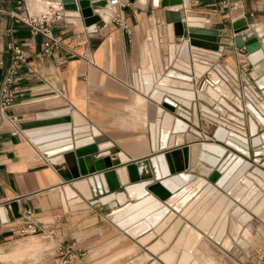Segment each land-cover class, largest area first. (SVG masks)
<instances>
[{
  "label": "crops",
  "instance_id": "0c3cea01",
  "mask_svg": "<svg viewBox=\"0 0 264 264\" xmlns=\"http://www.w3.org/2000/svg\"><path fill=\"white\" fill-rule=\"evenodd\" d=\"M180 1L184 23L192 21L196 25L216 29L221 41L194 38V43L202 47L194 46L186 27L182 34L174 32L173 24L166 21L165 8L160 3L149 8L140 0H128L125 5L116 6L127 27L114 20L110 10L101 13L100 10L97 11L98 7L94 8L100 15V21L87 25L80 10L63 9L62 16L52 21L53 33L59 39V46L52 53L45 54L42 51L43 36L40 33L32 34L28 25L23 22H13L11 12L23 14L24 5L15 0H0V90L12 54L6 47L9 38L7 27L12 26V34L21 40L25 50V60L18 67L20 79L13 83V100L6 107H0V264H20L19 255L13 249L18 244L16 229L24 219L26 209H31L44 222V229L39 233H44L46 238L55 242L50 249H45V264H59L60 248L68 245H72L71 250L76 252L69 264H168L162 256L176 246V258L179 259L192 228L201 232V238L192 249L194 260L190 264H224L217 257L222 253L227 254L226 246L232 244V239L226 232L227 227L222 235L228 236L224 244L223 237L218 241L215 236L198 227V216L195 218L193 214L183 213L202 194L204 187L194 193L196 187L184 181L173 192H181L177 204L185 200L181 208H177L168 201L172 193L164 198L155 194L161 184L150 185L154 193L148 189L150 182L145 184L143 179L130 182L127 164L142 158L149 159V156H155L158 152L164 155L168 153L165 158L167 167H174L176 173L180 172L179 175L189 171L194 174L193 178L197 176L215 185L213 182L222 172V167L213 165L207 173H203L197 151L199 149V153L201 152L203 141H218L228 145L213 135L207 137L204 133L211 122L206 117L211 116L206 114L203 104L213 108V103L198 95V90H201L199 86L207 74H199L194 63L199 61L208 67L216 65L224 75L223 79L233 85L247 81V78H254L256 85L262 89L261 100L264 101V84H261L264 81V58L257 64L248 61L246 50L235 45L233 26L235 21L242 20L257 33L264 49V0ZM28 4L31 9L40 12L49 14L54 11L52 2L28 0ZM111 8L113 10L115 6ZM185 41L188 44L190 70L176 66L181 57L185 59L181 53ZM220 44L222 49L219 52L211 50ZM193 48L210 51L211 55L219 53V61L203 54H195ZM170 69L185 73L189 76L187 80L192 83L194 96L190 97L188 106L183 105L190 112L189 116H181L176 110L171 111L162 104L165 98H171L182 105L171 96L172 91L162 89L160 96L153 94L157 78L170 74ZM142 76L153 79L154 84L148 93L143 90ZM170 76L177 77L176 73ZM207 84L205 81L204 85ZM65 106H70L73 138H81L79 141H83L80 143H85L103 137L105 140L98 144L115 145L119 148L117 153L96 158L87 154V163L86 155L74 154L80 172L87 167L95 168V171L68 181L63 179L48 158L68 154L69 151H74L75 146L46 155L17 125L20 121L33 120L38 112ZM166 111L176 115L177 120H171L174 130L170 129L164 138L163 119ZM216 116H219L218 113ZM155 118L158 119L159 134L156 142L158 148L153 151L150 124ZM222 118L221 115L215 118L218 122L216 125ZM179 119L188 124L184 130L176 129ZM235 122L240 127L241 122ZM216 125L214 124L215 127ZM202 134L205 136L200 137ZM192 149H195L194 153H191ZM118 159L121 162L114 164ZM103 164H107L106 167L98 169ZM156 168L159 173L158 164ZM110 169L116 173L120 185L127 187L125 192L118 193L119 200H127L124 203L118 204L116 198L109 202L97 199L110 191L104 189L106 179L102 183L98 174ZM243 177L245 176H236L229 181L228 184L232 185L229 191L225 186L218 188L228 199H234L230 193ZM153 178V181L157 180L154 175ZM138 188H142V194ZM146 192L147 195H144ZM164 192L163 187L158 193ZM112 195H103L102 200H108ZM148 195L168 207L166 214L151 229L134 235L127 229L131 221L119 222L111 217L112 212L117 217L123 212L137 209L148 201ZM238 202L237 205L242 204L239 200ZM210 205H201L197 211L204 209L200 212L203 214L210 210ZM222 210L212 217V226L221 224L222 218L226 219V226H240L238 214L237 220L228 222V209L223 214ZM42 217L48 220L45 221ZM179 218V225L168 243L157 250L150 248L159 239L164 240L162 234ZM160 226L163 227L159 229ZM248 234V226H240L233 237L241 243ZM37 240L41 242L39 238ZM207 240L217 243V249H212L216 259Z\"/></svg>",
  "mask_w": 264,
  "mask_h": 264
},
{
  "label": "bare ground",
  "instance_id": "6f19581e",
  "mask_svg": "<svg viewBox=\"0 0 264 264\" xmlns=\"http://www.w3.org/2000/svg\"><path fill=\"white\" fill-rule=\"evenodd\" d=\"M44 1L52 2L54 4L53 8H55L57 5V0H44ZM140 1L144 2L145 0H140ZM175 1H178V0H172V2H175ZM173 6H176V4H174ZM99 10L101 11V13L106 10H110L112 13V8L108 4L99 6L97 11ZM172 24L174 27V32H179L182 30L181 21L172 22ZM173 51L174 50L172 48V53ZM188 51H189L188 44H187V41H185L182 47V51H181L185 59L181 57L176 62V66H178L179 68L190 70V66H189L190 63L188 61ZM262 51L264 52L263 48H262ZM260 54H261V51L258 50L253 53L252 58H257ZM211 56H215V55H211ZM257 63L258 62H255L254 64H257ZM194 66L199 74H201L203 71H205L208 68V65L202 62H199V61H196L194 63ZM231 70L232 72H234L233 69ZM210 72H211L210 85L207 84V86H205L203 84V87L201 88V90H198V95L200 97L204 98L210 103L216 104L215 105L216 109L203 104V107L204 109H206L205 111L207 112L206 114L213 118H217L215 117L217 115L216 110L218 109L221 112H226V108L233 110L237 114H241L235 107H233L232 104L229 103L227 98L224 97V96H227V97L233 96L226 81L214 69H211ZM169 73L174 74V75L176 73L177 77L170 76V74H165L164 76H160L159 78H157V81L155 84L156 85L155 91L153 94L155 96L156 95L160 96L163 90L170 91V92L172 91L173 95L171 94L170 95L173 98H176L181 102L182 105H180V109L184 108L183 105L188 106L190 104V97L192 98L194 96V90H193L194 88L193 89L191 88L192 83L187 80L189 79V76H187L185 73H181L178 71L175 72L173 69H170ZM179 80L182 82L180 83ZM152 81H153L152 77L145 78V82L147 84H150V82ZM261 84H264V81L261 82ZM179 86H181V88ZM182 88H186V89H182ZM252 96L250 95V97L254 99ZM238 101L239 100L237 99L236 102L239 103ZM246 108L247 110L250 111V116L248 119V132L246 130H243L242 127L230 124L224 120L222 121L219 120L220 123L218 124V127L215 129V136L217 138L225 140L226 144L230 147L228 148V146L221 144L218 141H209V142L203 141L202 146H201V152L199 153V149L197 151V156L199 155L198 162L202 166L201 170L203 173H207L213 165L214 166L220 165L219 168L222 167V172L218 174V177H216L215 181L213 182L215 183V185H213L210 182H207L205 179H200L197 176L194 178L190 177L192 173L189 171H185L181 175L174 176L175 180H179L178 178H180L181 180L188 181L190 186L196 187L194 190V193L200 190L202 187H204L202 194H200L195 199V201L191 203L189 208L183 213L187 215L193 214L195 215L194 216L195 218H197L198 216L199 217L197 218L198 227H200L203 231L211 234L212 236H215V238L218 241L219 240L221 241V238L223 237L224 244H225L226 239L228 238V236H222L226 228V219L223 220L222 218V223L218 224L217 226L216 225L212 226L210 224L212 217L216 216L214 215L216 212L223 209L222 210V214H223L225 210L231 207L233 212L237 213L240 218L238 222L239 225L241 227H244L246 224L245 222L251 218V213L250 211L248 212L246 209L242 208L241 205H237L238 200L241 203H244L245 205L249 206V208H251L255 212L264 210V169L259 166H255L252 170H249L250 168L249 165L251 163L245 157V156H249V150L245 146L239 143V141H242V140L245 141L246 138L248 139L247 135H251L253 136L252 140L254 141L255 144L262 143V145L257 148V151H256L257 154L264 153V130H260L259 128V123L262 125V127H264V101L261 99H257L255 101V104L251 101H248L246 104ZM179 112L181 116L182 115L185 117L188 116L182 110H179ZM229 114L231 116H234V119L242 122V120H240L238 116H235L231 113ZM173 117L176 118V115H173L169 111L165 112L164 119H163L164 138L165 136L168 135L170 129L173 128V126L170 124ZM186 125L187 124L183 120L179 119L176 124V129L184 130ZM81 141H83V139ZM231 149H235V150L232 151ZM228 150H231V154L229 157H227L224 160V157ZM194 151L195 149L194 150L192 149L191 153H194ZM160 158H161L160 160L161 166H163V170L166 171L168 167L165 164V156L163 157V154H160ZM256 160H262L261 164L264 166V158L261 159V157H257ZM221 161H224V162L220 163ZM155 163L156 165L157 164L159 165L157 161H155ZM236 176H245V177H243L242 181L238 183L232 189L230 196L233 197L234 199H228V196L225 195L222 192V190L218 188V186H222V187L225 186V188H227V190L229 191L232 185L231 183L228 184V182L229 181L231 182L233 178ZM254 183H256L257 185H254ZM156 188L157 187H155V189ZM138 189L142 194V188H138ZM162 189H163V186L161 185V188L157 190V193L161 192ZM163 194H165V192L161 193V195ZM172 194L173 195H170L168 201L172 204H175L177 208H181V206L185 202L184 200L177 204L179 200L178 196H180L181 192L178 194L177 193L176 194L172 193ZM144 195H147V192ZM144 195H141V196H144ZM147 200L148 201L145 204L138 207L137 209H132L131 211L129 210L128 212L127 211L123 212L119 216L115 217L117 221L119 222L131 221V224H129L128 227L127 226L126 227L128 231L134 235L146 229H151L161 220V217H163L168 211V207L165 204H163L160 200L155 199L154 197L149 196V195L147 196ZM257 200H258V203H256ZM207 204L208 205L211 204L210 210L206 211L203 214L200 212H202V210L204 209L197 211L199 206L201 205L203 206ZM2 217H3V213H2ZM169 219H171V216L169 217ZM180 220L181 219L179 218L176 221H174L172 225L162 234L164 240L159 239L158 241L155 242V244L150 245V248H152L153 250H157L164 244H167L169 239L175 233ZM197 223H194V224L197 225ZM240 226L234 224L232 226L233 233H237L240 229ZM162 227L163 226H160L159 229H161ZM200 238H201V232H199L195 228H192L189 233L188 240L185 243L186 247L183 250L181 257L179 259L176 258L177 256L176 248L178 247L173 246L168 253L162 256L163 260H165V262H167L168 264H174L176 261H177V264H190L194 260L192 249L198 243ZM245 242H246V239L241 240V244H244Z\"/></svg>",
  "mask_w": 264,
  "mask_h": 264
},
{
  "label": "water",
  "instance_id": "95a60500",
  "mask_svg": "<svg viewBox=\"0 0 264 264\" xmlns=\"http://www.w3.org/2000/svg\"><path fill=\"white\" fill-rule=\"evenodd\" d=\"M62 4V8L64 9H72V10H80L82 16L84 17V20L87 25H90L91 23L94 22H99L100 21V15L99 13L94 10V8H97L101 5L108 4V0H60ZM147 5V7L151 8L153 5H158L159 3L165 8L164 9V14H165V19L168 22H176V21H181L182 23V30L176 33L182 34L184 33V29L186 27V31L188 36L190 37V42L192 45L197 46V47H202L198 46L197 44L194 43L193 39H206L210 41H215V42H220L221 37L220 33L216 29L212 28H207L202 25H196L195 22L192 21H186L184 23L183 16L181 14V1H175L172 2V0H145L144 1ZM176 6H173L174 4ZM234 26V42L235 45L239 48H243L246 50L247 53V59L250 63L254 64L255 62L260 61L262 58H264V52L262 51V44L261 41L259 40L257 33L249 27L247 24H245L242 20H237L233 23ZM205 48V47H203ZM194 52L196 54H203L206 56H211L210 54L212 52L199 49V48H193ZM211 49V48H207ZM222 49V45H218L216 49H211V50H217L218 52ZM261 51V54L257 58H252V55L256 51ZM219 55L216 54L215 56L211 57H217ZM195 60V59H194ZM194 62V61H193ZM214 70L220 74L222 78H224V75L220 72L219 69H217V66L215 65ZM208 67L203 73L205 72L208 75V78L211 79V72L210 70L213 69ZM143 79V90L144 92L148 93L149 90L152 88L154 82H150V84H147L145 82L144 76H142ZM225 79V78H224ZM165 107L170 109L171 111H175L176 113L179 114V110H182L183 112L190 113L188 109L181 108L180 109V104H177L175 100H172L171 98H165L164 102L162 103ZM215 103L212 105L214 109L215 108ZM217 111H220L217 109ZM221 112V111H220ZM180 115V114H179ZM189 116V114H187ZM174 122H176L177 117L173 118ZM153 123V124H152ZM150 124V130H151V140H152V148L153 151H155L158 148V145L156 144L157 138H158V119L155 118L154 122ZM18 127L21 128L24 132V134L30 138V140L37 145V147L43 151L44 154L49 155L55 151H61L62 149H68L70 147L75 146L74 151H69L68 154H65L63 156H53L48 158L49 162L58 169V172L62 175L63 179L68 181L72 179H76L80 175H86L89 172H94L95 168H88L85 170H80L77 169V164H76V159L75 155L80 156V155H86L85 156V162L87 163L88 157L87 154H90L92 158L100 157L101 155L105 154H110L113 152H119V148L115 145H109V146H101L100 142H103L105 139L103 137H97L95 139H92L91 141L85 142V143H80L79 140L81 139H75L72 136V129H71V116H70V106H65L62 108H56V109H50L46 111H41L36 114V117L33 120H27V121H20L17 123ZM188 125V124H187ZM186 125V127H187ZM213 130V136L220 140L225 142V140L217 138L215 136V129ZM174 130V126L172 128ZM253 136H251L250 140L245 139L242 141H239L240 144L245 146L249 150V145H256L254 141L252 140ZM74 139V140H73ZM226 143V142H225ZM250 143V144H249ZM258 144V143H257ZM64 147V148H63ZM230 147V146H229ZM186 153V152H185ZM257 153V152H256ZM160 152L156 153L155 156H149L148 158H142L139 160L134 161H129L127 164V171H128V179L130 182H136L141 179H143L146 183H151L148 184V189H151L152 192L155 193V191L151 188L150 185L159 183L165 188V194L161 195L158 194L157 192L155 194L160 195L161 198H164L171 193L177 191L181 185L184 183L186 180H175L174 176L179 175L180 172L175 171L174 167L168 165V169L166 171L163 170V166H161L160 163ZM163 154V153H162ZM231 154V150H228L224 160L229 157ZM165 158L168 157V153L163 154V157ZM247 157V156H245ZM159 163L160 166V172L158 173V170L156 168V163ZM79 162V161H78ZM121 162L120 159L115 160L114 164H118ZM224 162V161H222ZM221 162V163H222ZM150 163L152 169H150ZM251 163V162H250ZM107 164H103V166H100L98 169H103L106 167ZM108 165H111L109 163ZM222 165V164H221ZM220 166V165H219ZM251 164L249 165V167ZM255 166L250 169L252 170ZM100 180L105 182L106 179V186L104 189L110 190L106 192L105 194L100 195L97 199H99L102 202H109L112 201L114 198H116L117 203L119 204L124 203V201H127L126 199L124 200H119L118 199V193L120 192H125L127 190L126 186H121L120 183L117 180L116 173L114 172L113 169L110 170H104V172L98 174ZM154 177H156V181H153ZM194 174H191L190 177H193ZM106 194H113L111 198L108 200H102V196ZM113 212L111 213V217L113 220H117L113 215Z\"/></svg>",
  "mask_w": 264,
  "mask_h": 264
},
{
  "label": "rangeland",
  "instance_id": "374dc122",
  "mask_svg": "<svg viewBox=\"0 0 264 264\" xmlns=\"http://www.w3.org/2000/svg\"><path fill=\"white\" fill-rule=\"evenodd\" d=\"M209 57L217 60L216 62L219 61V55L217 57H211V56ZM211 68H213V66H211ZM227 83H228L229 88L233 92V96L229 97L228 101L241 114H237L233 110L226 108V112H220L216 110L219 116H215V117H220L221 115L223 116L222 120L235 125L234 123H236L235 122L236 119H234V116H231L229 113L235 116H238L240 120H242V122L240 123V127H242L243 130H246L248 132V119L250 116V111L247 110L246 104L248 101H251L255 104V101L257 99H263L262 92H261L262 89L256 85L254 78L252 77L247 78V81H243V82L240 81L238 82V84H235V85L230 84L229 82ZM250 95L251 96L253 95L252 97L254 99H252ZM237 99L239 100L238 101L239 103L236 102ZM187 114L190 115V113H187ZM239 115H242V116H239ZM206 119H208L211 122H209V126L207 125V128H205L204 133L207 134V137H211L213 135L212 131L215 128L214 124L216 125L218 122L213 117H208V118L206 117ZM259 128L260 130L263 128L260 123H259ZM202 136L204 137L205 135L202 134L200 137ZM247 137L250 140L251 135H247ZM261 145L262 143H258L256 145H252V144L249 145L250 147L249 156L246 157L251 162V166L249 170L253 167V165H257L264 169V166L261 164L262 160H256L257 157H261V159L264 158V153L262 154L256 153L257 148L260 147ZM199 167H197V169H200ZM256 203H258V200ZM241 206L245 208L248 212L250 211L251 213V218L245 222L246 223L245 226H248L249 234L244 244L238 243L233 237L232 224H228V226H226L227 227L226 232H227V235L231 237L232 244L229 245L228 247L226 246V248L228 249L227 254L222 253L223 255L217 257L218 259L222 260V263L224 264H238V263L246 264L248 263L250 259L252 258L253 247L256 244L264 243V210L259 211L260 212L259 213V212L253 211L251 208H249V206L245 205L244 203H242ZM227 212H228L227 217H229V219L232 217V219H230L228 222H232V220L234 221L237 220L236 219L237 213H234L232 208H229ZM42 219L45 221L48 220L45 217H42ZM35 236L38 237L42 243L37 240L38 238H34ZM17 242L18 244L13 250L17 253L16 255H19L20 264H45V260L47 259L45 256V251H46L45 249L46 248L50 249L51 246L55 245V242L51 241L49 238H46L44 233L28 234L25 236L18 235ZM207 243L209 244V247H210L209 248L208 245H206L207 248L210 249V251L212 252V255L215 256L214 258L216 259V255L214 254L212 249L213 248L217 249L216 248L217 243L214 240H211V241L207 240ZM14 251H11V252L13 253Z\"/></svg>",
  "mask_w": 264,
  "mask_h": 264
},
{
  "label": "built area",
  "instance_id": "2783aa9c",
  "mask_svg": "<svg viewBox=\"0 0 264 264\" xmlns=\"http://www.w3.org/2000/svg\"><path fill=\"white\" fill-rule=\"evenodd\" d=\"M18 4H23L25 11L23 14L11 12L13 22H23L28 25L32 34L40 33L43 36V53L49 54L59 46V39L54 35L52 29V21L62 16V4L60 0H57V5L52 13L40 12L30 8L28 0H15ZM110 6H115L112 10V17L119 22L123 27H127L126 22L123 21L121 13L116 9L117 5H125L128 0H108ZM6 32L9 34V38L6 42L7 49L11 50V61L7 67L5 77L1 85V102L0 107L4 108L11 104L14 97L13 83L20 79L18 74V67L25 60V50L21 43V40L12 34V26L6 28ZM205 81L211 83L208 75L203 78L199 89L202 88ZM242 116V115H240ZM25 217L18 224L17 234L28 235L36 234L44 229V222L34 215L31 209H26ZM50 232H53L51 230ZM72 245L62 246L60 248L59 264H69V260L72 256H75L76 252L71 250ZM247 264H264V243L256 244L253 247L252 258Z\"/></svg>",
  "mask_w": 264,
  "mask_h": 264
}]
</instances>
